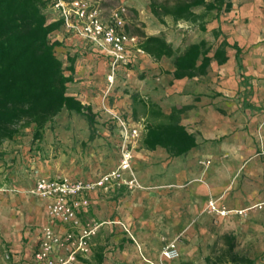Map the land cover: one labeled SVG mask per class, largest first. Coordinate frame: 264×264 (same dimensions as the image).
<instances>
[{
    "label": "crops",
    "instance_id": "obj_1",
    "mask_svg": "<svg viewBox=\"0 0 264 264\" xmlns=\"http://www.w3.org/2000/svg\"><path fill=\"white\" fill-rule=\"evenodd\" d=\"M230 1L229 11L205 12L204 30L198 27V22L170 21V24L169 21L139 18L146 35H162L175 49L201 39L216 47L224 38L229 44L236 43L240 47L241 68L236 50L227 46L226 62L218 64L212 59L206 74L191 78L172 76V58L154 60L144 53L138 55L133 65L117 72L106 92V57L62 26L52 32L51 39L59 42L55 49L63 64L68 66V58L74 59L68 94L89 105L95 117L102 114V110H108L109 116L110 112L127 104H132L133 109L140 106L132 103L131 93L159 105L164 113H169L173 107L189 105L180 114V123L194 134L196 141V146L188 152L172 156L162 147L146 148L142 144L145 130L141 133L133 148L132 167L143 188L121 187L108 192L97 189L88 194L89 204L79 213V224L96 223L98 228L91 237L90 253L78 257L74 264H149L148 260L158 261L162 237L175 239L186 255L182 261L165 258L164 264H208L206 257L212 254L215 243L220 244L218 237L226 232L211 231L210 215L204 211L210 198L218 199V205L227 208L252 206L250 217H262L264 0ZM47 10L52 14L48 16L50 20L57 19L54 11ZM194 11L203 13V8ZM130 22L128 15L126 25ZM175 27L193 29L191 33H180ZM214 29L221 31L216 39L212 33ZM65 73L70 74V71ZM141 110L143 114L142 107ZM64 111L68 112L63 109L54 119ZM106 135L108 154L117 153L116 158H108L103 166V170L109 171L119 160L117 142L120 136L118 132L112 135L109 128ZM200 158L205 167L198 163ZM15 159L17 162L29 160L28 156L20 155ZM45 163L35 162L30 169L34 167L39 176L71 180L78 176L94 178L103 173L94 167L87 174L79 170L74 174L58 171ZM30 169L20 178L10 174L0 178V187L9 185L11 190L9 194H0V236L1 240L11 243L10 251L15 260L28 258L19 264H30L44 225L51 224L58 232L71 229L69 224L49 217V199L29 193L37 178L33 180L35 176H30ZM220 217L233 219L236 215ZM203 247L208 252L199 261L197 258ZM22 252L24 257H21ZM98 254L102 256L100 261Z\"/></svg>",
    "mask_w": 264,
    "mask_h": 264
},
{
    "label": "trees",
    "instance_id": "obj_2",
    "mask_svg": "<svg viewBox=\"0 0 264 264\" xmlns=\"http://www.w3.org/2000/svg\"><path fill=\"white\" fill-rule=\"evenodd\" d=\"M50 1L0 0V145L31 126L32 139L40 140L47 125L63 109L82 115L88 128L93 130L95 113L91 107L68 94L74 59L68 58L70 64L65 66L56 53L59 42L52 40L51 34L62 26V20L48 18L45 10ZM231 5L230 0H174L172 3L149 0L150 11L159 21L171 16L174 21L198 22L202 30L205 12L229 11ZM196 7H202L203 13L194 11ZM126 30L138 37L139 47L154 60L172 58V76L176 79L206 74L212 59L223 64L228 59L227 46L236 50L241 68L240 47L236 43L229 44L225 38L216 47L201 39L175 49L162 35H146L141 28L130 32L127 25ZM212 33L216 39L221 31L214 29ZM66 70L70 74H66ZM130 97L133 104L142 107L145 115L142 144L146 148L162 147L177 156L196 146L194 134L180 123V114L189 105L173 107L169 113H164L159 105L144 100L137 93H131ZM89 138H93V132ZM218 240L220 244L215 243L212 254L206 257L208 264H256L255 258L236 249L233 233L225 232ZM97 257L100 261L102 256Z\"/></svg>",
    "mask_w": 264,
    "mask_h": 264
},
{
    "label": "built area",
    "instance_id": "obj_3",
    "mask_svg": "<svg viewBox=\"0 0 264 264\" xmlns=\"http://www.w3.org/2000/svg\"><path fill=\"white\" fill-rule=\"evenodd\" d=\"M47 9L54 11V17L62 20L65 31L80 36L106 57V92L114 83L117 72L133 65L138 55L145 53L138 45V37L126 30L128 10L124 5L104 12L97 0H51L45 12ZM114 117L118 121L120 135V157L114 169L86 180L39 176L29 189L31 195L49 199L48 215L51 219L67 223L72 229L58 232L51 224L44 225L30 264H74L78 257H86L91 250V237L98 228L96 223L79 224L78 215L89 204L88 194L97 189L108 192L113 188L130 190L140 186L132 158L133 148L145 130V118L132 121L129 117ZM0 190L5 188L0 187ZM207 208L219 216L244 212L243 209L220 206L214 199L208 201ZM165 252L169 258L177 255L173 244Z\"/></svg>",
    "mask_w": 264,
    "mask_h": 264
},
{
    "label": "rangeland",
    "instance_id": "obj_4",
    "mask_svg": "<svg viewBox=\"0 0 264 264\" xmlns=\"http://www.w3.org/2000/svg\"><path fill=\"white\" fill-rule=\"evenodd\" d=\"M97 1H99L101 7L104 9V12H109L115 7L124 5L128 10L127 15H129L130 21H132L128 24V30L130 32H133L137 28L142 29L143 22H140V17H142L145 21H159L150 11L149 0ZM156 1L172 3L174 0ZM194 9L200 11L202 7H196ZM46 14L49 17H52L51 12H46ZM163 21H169L171 24L170 21L174 20L171 18V16H164ZM172 28L174 29V26H172ZM176 29L179 30L180 33H191L193 28ZM134 111L136 114L135 116ZM102 112V114H98V116L95 117L93 130L88 128L87 122L82 115L68 113L66 111L60 114L59 118L54 119L52 123L47 125L45 129L47 130V137L43 134L41 140L34 141L32 139V126L21 129L20 133L12 140H6L0 145V178H2L4 174H10L14 178L16 176L20 178V176L22 177V175L27 172V169H30L31 164L34 165L35 162L45 163L46 161L48 163H45V165L49 164L54 169H59L58 171L64 170L70 173L74 172V174L77 170H79V172L86 173L91 170L90 168L94 169V167H97L103 173L104 171L107 172L108 170H105L106 168L103 170V166L108 163V158L117 157V153L111 152L108 154V135H106V133H108V128L112 135L117 134V132L119 134V129L117 126L118 121L115 119L114 115H119L124 119L129 117L132 121H137L141 117H145L142 114L141 107L137 106L133 109L132 104H127V106H121L115 109V111L109 113V116L108 110H102ZM91 132H93V140L88 139ZM119 143L120 137L118 138L117 142L118 157H120ZM17 155L23 157L28 156L29 160L27 161L24 159V162L21 160L17 162L15 159ZM201 160L202 159L200 158L198 163L202 165V167H205L204 164L201 163ZM28 173L30 176H35L33 177V180L39 176L36 175L37 172L35 171L34 167H32ZM134 174L135 177H137L135 170ZM76 179L86 180L92 178H81L78 176ZM139 184L140 186H138V188H143L142 184ZM4 188L5 190H0V194L4 195L11 192L9 185H6ZM214 200H216L218 203V199ZM251 208L252 206L242 208L244 212L240 215L237 214L236 217H239L237 219L236 217L233 219H228L226 217V219H221L219 215L209 212L207 206L204 208V211L210 215L211 220L209 226L213 227L211 231H214L215 233L221 231L234 232L237 243L236 249L255 258L256 264H264V212L260 213L262 217H250L251 214L249 212ZM129 235L134 240L130 233ZM1 237L2 236H0V264H19L22 261H28V258L25 260L23 258H21V260H15V258L12 256V252L10 251L11 243L1 240ZM161 240L163 245L159 252L158 261L148 260L149 264H164L163 259L165 258L179 259L181 261L186 258L185 253L178 248L175 239L166 240L162 237ZM172 244L175 247L177 255L175 257L169 258L166 256L165 251ZM206 252H208V249L203 247V249L200 250L197 260L200 261L202 255ZM22 256L23 252L21 253V257Z\"/></svg>",
    "mask_w": 264,
    "mask_h": 264
}]
</instances>
